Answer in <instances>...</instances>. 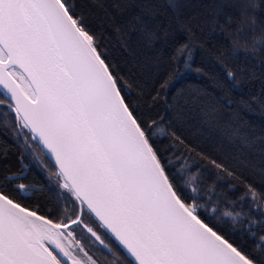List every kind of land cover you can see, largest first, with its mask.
Returning <instances> with one entry per match:
<instances>
[{
  "label": "snow or ice",
  "instance_id": "1",
  "mask_svg": "<svg viewBox=\"0 0 264 264\" xmlns=\"http://www.w3.org/2000/svg\"><path fill=\"white\" fill-rule=\"evenodd\" d=\"M168 4L178 7L177 0ZM253 7L254 0H247L244 12ZM79 9L76 0H0V106L6 116L14 114L12 139L25 149L17 171L10 165L0 169V264H97L77 238L79 229L113 256L118 252L123 264H264V258H254L255 249L246 252L228 230V222L233 228L239 223L241 240L246 234L264 242V234L258 235L264 232V192L245 182L239 202L247 211L237 210L236 201L217 199L212 213L223 226L213 222L212 213L201 212L206 205L198 195L210 202L214 195L211 186L201 191L212 169L238 177L196 151L171 125L162 127L166 115L141 119L127 102L132 79L117 74ZM179 30L186 39L172 46L171 67L153 102L164 99L181 69L192 68L198 42L186 22ZM169 35L159 25L145 32L150 43H167ZM226 78L232 87L245 79L232 70ZM183 119L178 110L176 123ZM157 137L169 141L165 153L177 150L175 159L165 162ZM240 141L247 144L248 138ZM25 157L50 174L49 185L28 181ZM7 158L5 146L0 159ZM45 190L55 198L53 211L70 205L72 215L56 222L39 205L32 207L29 202Z\"/></svg>",
  "mask_w": 264,
  "mask_h": 264
},
{
  "label": "trees",
  "instance_id": "2",
  "mask_svg": "<svg viewBox=\"0 0 264 264\" xmlns=\"http://www.w3.org/2000/svg\"><path fill=\"white\" fill-rule=\"evenodd\" d=\"M76 3L86 14L108 62L118 75L132 79L133 87L126 92L127 102L137 110L141 119H159L157 113L166 115L168 119L161 123L162 127L168 129L171 125L196 151L216 159L238 177L229 179L212 169V178L206 181L201 191L211 186L214 195L211 202L207 195L199 196L198 202L206 205L200 211L205 215L212 213L217 199L236 201L237 210L244 208L239 197L246 191L245 182L264 192V112L260 110V102L264 101V0H254L255 7L247 8L246 12L255 17V25L241 27L242 31H238V25L247 0H177L176 10L169 6L168 0H97L95 3L93 0H76ZM180 22L188 24L198 42L192 68L181 69L183 74L163 94L164 99L153 102L160 81L171 67L168 57L172 46L186 39L179 30ZM157 25L169 30L167 43L163 40L150 43L146 39L145 32L154 30ZM257 37L261 38L259 42H255ZM253 44L254 51H249ZM142 65L147 67L141 70ZM227 70H232L237 78L243 74L245 79L239 87H232V82L227 80ZM252 74L256 78L247 79ZM246 105H251L252 110L249 111ZM181 109L184 119L178 124L175 113ZM5 112L6 107L0 106V150L5 146L8 148V158L0 159V169L10 165L9 170L15 172L20 168V153L25 149L12 139L14 114L9 112L6 116ZM240 137H247L248 143H242ZM156 139L165 162L168 157L175 159L176 149L164 152L169 141L162 137ZM192 155L199 162L195 153ZM179 163L182 161L177 165ZM35 169L41 171L39 178L31 177L38 182L37 186L49 185L50 174ZM217 175L223 178L217 179ZM54 200L45 190L38 191L29 203L32 207L39 205L42 214L56 222L72 215L70 205L65 208L61 204L53 211ZM216 215L218 213H212L213 222L223 226L221 221L214 219ZM228 230L235 235L234 242L246 252L253 253L255 249L254 258H264V242H259L258 236L253 240L245 234V239L241 240L243 225L237 229L228 225ZM76 236L97 264H123L118 252L115 256L108 253L82 229L76 230ZM258 242L261 246L256 249Z\"/></svg>",
  "mask_w": 264,
  "mask_h": 264
},
{
  "label": "clouds",
  "instance_id": "3",
  "mask_svg": "<svg viewBox=\"0 0 264 264\" xmlns=\"http://www.w3.org/2000/svg\"><path fill=\"white\" fill-rule=\"evenodd\" d=\"M241 18H240V27H253L255 25V18L254 16L250 15L247 12H244V10H241ZM260 37L255 38V42L260 41ZM249 51H254V44L252 46H249Z\"/></svg>",
  "mask_w": 264,
  "mask_h": 264
},
{
  "label": "flooded vegetation",
  "instance_id": "4",
  "mask_svg": "<svg viewBox=\"0 0 264 264\" xmlns=\"http://www.w3.org/2000/svg\"><path fill=\"white\" fill-rule=\"evenodd\" d=\"M25 160L30 163V169H29V171L27 173V175L29 174L28 181L34 182L36 185H38V182L34 181V179H32L31 177L36 176V177L39 178L38 175L41 174V171L35 169V168H38V167L35 165V163H33V162L30 161V158L27 157V159H25ZM52 180L54 181L55 180V177H53Z\"/></svg>",
  "mask_w": 264,
  "mask_h": 264
},
{
  "label": "rangeland",
  "instance_id": "5",
  "mask_svg": "<svg viewBox=\"0 0 264 264\" xmlns=\"http://www.w3.org/2000/svg\"><path fill=\"white\" fill-rule=\"evenodd\" d=\"M199 198V195H198V197H197V199ZM222 222V221H221ZM223 223V222H222ZM228 225L232 228V229H237V228H239V227H241V224H237L236 226H235V228H233V226L231 225V222H228Z\"/></svg>",
  "mask_w": 264,
  "mask_h": 264
},
{
  "label": "water",
  "instance_id": "6",
  "mask_svg": "<svg viewBox=\"0 0 264 264\" xmlns=\"http://www.w3.org/2000/svg\"><path fill=\"white\" fill-rule=\"evenodd\" d=\"M74 226H75V225H74ZM74 226H73V227H74ZM88 235H89V234H88ZM93 239H94V238H93ZM94 240H95V239H94ZM97 243H98V242H97ZM98 244H99V243H98ZM104 250H105V249H104ZM106 251H107V250H106Z\"/></svg>",
  "mask_w": 264,
  "mask_h": 264
}]
</instances>
